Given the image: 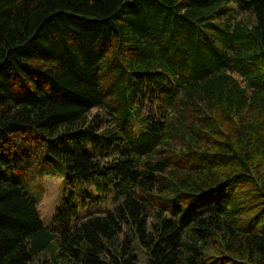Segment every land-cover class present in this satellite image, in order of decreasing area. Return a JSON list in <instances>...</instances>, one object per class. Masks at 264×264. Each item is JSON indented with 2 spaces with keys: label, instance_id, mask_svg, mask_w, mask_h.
I'll use <instances>...</instances> for the list:
<instances>
[{
  "label": "trees",
  "instance_id": "trees-1",
  "mask_svg": "<svg viewBox=\"0 0 264 264\" xmlns=\"http://www.w3.org/2000/svg\"><path fill=\"white\" fill-rule=\"evenodd\" d=\"M45 173L65 179L62 230ZM137 247L264 264V0H0V264H139Z\"/></svg>",
  "mask_w": 264,
  "mask_h": 264
},
{
  "label": "rangeland",
  "instance_id": "rangeland-1",
  "mask_svg": "<svg viewBox=\"0 0 264 264\" xmlns=\"http://www.w3.org/2000/svg\"><path fill=\"white\" fill-rule=\"evenodd\" d=\"M95 111L96 110H93V112ZM57 173L61 174L60 171H57ZM57 176L59 175H56L55 177H50L48 173H45L42 175L41 178L35 179L36 183L40 185L39 187L41 191L38 207L42 215L44 224L49 229L57 228V227L61 229L60 221L58 220L56 211L62 200L64 184L66 183L64 177L62 176L57 177ZM89 189L93 190L92 187H90ZM112 196L113 194H110L102 201L101 205L96 207V201L91 199L89 195H87L85 198L86 200L85 203H77L75 205V207L77 208V212L74 217L70 218L72 219L71 222L74 223V221H76L77 219L80 220L86 219L87 217L93 215L96 212L103 213L105 211V208H110L114 205ZM152 220H153V216H150V221ZM150 221L149 223L151 224ZM136 255L139 264H146L147 256L143 249L137 247ZM49 256L52 255L50 253H45L39 259H37V264H52ZM46 258L49 259L48 262H45Z\"/></svg>",
  "mask_w": 264,
  "mask_h": 264
}]
</instances>
